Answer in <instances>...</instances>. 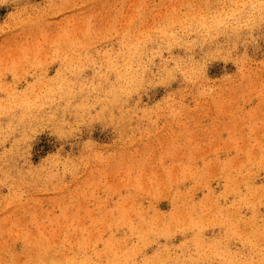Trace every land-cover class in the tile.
Here are the masks:
<instances>
[{"label": "rangeland", "instance_id": "1", "mask_svg": "<svg viewBox=\"0 0 264 264\" xmlns=\"http://www.w3.org/2000/svg\"><path fill=\"white\" fill-rule=\"evenodd\" d=\"M0 264H264V0H0Z\"/></svg>", "mask_w": 264, "mask_h": 264}, {"label": "bare ground", "instance_id": "2", "mask_svg": "<svg viewBox=\"0 0 264 264\" xmlns=\"http://www.w3.org/2000/svg\"><path fill=\"white\" fill-rule=\"evenodd\" d=\"M116 95H117L116 91L112 92L111 95H110L111 96V100L110 101H111L112 104L116 101V97H117Z\"/></svg>", "mask_w": 264, "mask_h": 264}]
</instances>
